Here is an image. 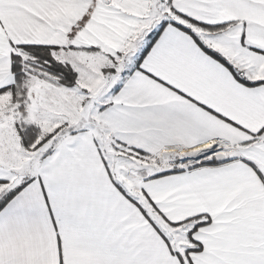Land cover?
I'll return each instance as SVG.
<instances>
[{"label":"snow or ice","instance_id":"1","mask_svg":"<svg viewBox=\"0 0 264 264\" xmlns=\"http://www.w3.org/2000/svg\"><path fill=\"white\" fill-rule=\"evenodd\" d=\"M0 264H264V0H0Z\"/></svg>","mask_w":264,"mask_h":264}]
</instances>
